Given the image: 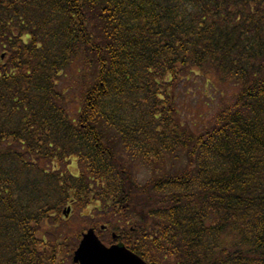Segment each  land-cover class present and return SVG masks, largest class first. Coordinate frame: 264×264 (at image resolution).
<instances>
[{"label": "trees", "instance_id": "trees-1", "mask_svg": "<svg viewBox=\"0 0 264 264\" xmlns=\"http://www.w3.org/2000/svg\"><path fill=\"white\" fill-rule=\"evenodd\" d=\"M69 204L150 264H264V0H0V264H74Z\"/></svg>", "mask_w": 264, "mask_h": 264}, {"label": "rangeland", "instance_id": "rangeland-1", "mask_svg": "<svg viewBox=\"0 0 264 264\" xmlns=\"http://www.w3.org/2000/svg\"><path fill=\"white\" fill-rule=\"evenodd\" d=\"M212 79L213 77L210 75H207V77L204 78L191 74L189 78L184 80L182 83L179 98L180 111L184 120L190 123L194 128H203L207 124V121L211 117L212 113L215 112L220 105L218 100L222 89H220L217 83ZM231 89V87L227 88L228 94L232 92ZM69 168L72 173H77V164L75 158L70 160ZM137 176L140 180H143L144 169L138 171ZM69 206H71V209L65 218L69 220L70 228L72 227L73 229L71 233L72 235H75V230L79 234L80 229L81 231H84L89 228L90 223H92L93 220L98 221V230H96L97 232H99L101 225H106L103 219L97 216L96 212L91 210V208H80L74 204H69ZM90 213L91 216L89 215ZM97 214L100 213L97 212ZM115 223L117 224L116 221ZM109 234L110 231L107 228L106 231L101 232L99 237L102 241L108 240Z\"/></svg>", "mask_w": 264, "mask_h": 264}, {"label": "water", "instance_id": "water-1", "mask_svg": "<svg viewBox=\"0 0 264 264\" xmlns=\"http://www.w3.org/2000/svg\"><path fill=\"white\" fill-rule=\"evenodd\" d=\"M69 207L67 211H69ZM101 229L103 227L101 226ZM112 237H115L113 234ZM75 264H148L141 257L121 244L106 246L93 228L82 232L81 239L72 253Z\"/></svg>", "mask_w": 264, "mask_h": 264}, {"label": "flooded vegetation", "instance_id": "flooded-vegetation-1", "mask_svg": "<svg viewBox=\"0 0 264 264\" xmlns=\"http://www.w3.org/2000/svg\"><path fill=\"white\" fill-rule=\"evenodd\" d=\"M116 242H120L119 240H118V236L117 235H115V238H114V242H112V243H116ZM111 243V244H112ZM110 245V244H109ZM133 251V250H132ZM135 252V251H134ZM137 253V252H136Z\"/></svg>", "mask_w": 264, "mask_h": 264}]
</instances>
